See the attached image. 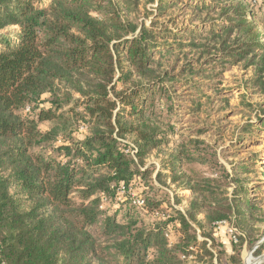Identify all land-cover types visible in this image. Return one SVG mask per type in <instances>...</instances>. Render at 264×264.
<instances>
[{
    "label": "trees",
    "instance_id": "trees-1",
    "mask_svg": "<svg viewBox=\"0 0 264 264\" xmlns=\"http://www.w3.org/2000/svg\"><path fill=\"white\" fill-rule=\"evenodd\" d=\"M254 1L159 0L146 27L123 17L139 0H0V264H243L260 241L250 230L264 220V160L228 170L175 123L180 84L196 116L208 91L227 105L231 67H254L264 92ZM177 9L204 25L158 21ZM186 48L198 54L180 65Z\"/></svg>",
    "mask_w": 264,
    "mask_h": 264
},
{
    "label": "rangeland",
    "instance_id": "rangeland-1",
    "mask_svg": "<svg viewBox=\"0 0 264 264\" xmlns=\"http://www.w3.org/2000/svg\"><path fill=\"white\" fill-rule=\"evenodd\" d=\"M243 1L247 2L252 0ZM158 2L159 0H139L138 6L134 8L136 10H133L132 12L131 10L125 11L123 17L128 18L137 25L145 24L146 27H151L155 17V11L158 7ZM253 2L255 1L253 0ZM256 2L259 3V7L264 3V0H256ZM170 17H175L176 20H178V24L182 25V28L189 27L190 25H193V27L204 25L202 20L197 21V16H195L192 11L185 12L184 10V12H180L178 9L173 10L169 16L161 18L158 21L160 23H168L171 19ZM176 28L174 26L170 27V29L173 30H176ZM261 31L264 32V27H261ZM181 42L186 45L185 47H188V38ZM190 51V48H186L183 50L182 54H180V65L185 64V62L192 59H196L194 55H197L198 53L192 54ZM185 53L187 59L184 61ZM253 79H255L254 67L246 70L243 69L242 66H235L227 69L219 88L221 90H226L224 98L228 99L229 102L225 106V103L223 102L225 100H220L218 97H214L213 94H211V91H208L206 95L211 96L212 101H210L209 98L202 97L200 99L202 110L201 112L196 113L198 114L197 116L190 113L191 110L188 109L192 106L188 99L192 98L195 92L187 90V88L181 84L177 87V102L181 104V109H183L181 110L182 114L179 118L180 121L178 120L179 122L175 123L178 132L186 137L201 138L214 146L217 150L218 158L224 165H226L228 170L231 169L228 163H235L236 161L248 158L253 153H260L262 161L264 160V127L260 126L261 123L258 122L259 116H257L258 113H262L261 117H264V92H262L258 86L254 85ZM247 104L252 106V108L247 107ZM248 122L254 124L255 127L253 130L255 132L259 131L255 134L257 138L255 141L240 144L238 142L239 135L244 133L243 126ZM203 127L204 129H207L206 134L203 136L193 134L195 131ZM128 143L131 144V141ZM236 155H238V157H236ZM163 157L162 154H152L146 160V168L151 166L155 167L156 174L161 168ZM252 179L258 183L263 181L262 178L258 177H253ZM260 196L261 197H257V199L263 201V203H260L262 204L260 205V208L264 211V192H262ZM185 207L186 204L180 206V209H184ZM250 233L252 237L260 238L261 240L264 237V220L263 223L258 224L255 228L250 230ZM220 239L230 248L229 238L225 234H220ZM254 247L255 245H245L242 248L241 258L243 264H257L256 259L261 255H258L256 252L253 256L250 255V252ZM248 256H251V263L248 262Z\"/></svg>",
    "mask_w": 264,
    "mask_h": 264
},
{
    "label": "water",
    "instance_id": "water-1",
    "mask_svg": "<svg viewBox=\"0 0 264 264\" xmlns=\"http://www.w3.org/2000/svg\"><path fill=\"white\" fill-rule=\"evenodd\" d=\"M264 244V237L255 245V247L252 249V251L250 252V255L253 256V254ZM258 261L257 264H263L264 263V254H262L261 256H259L257 259ZM247 264V263H245Z\"/></svg>",
    "mask_w": 264,
    "mask_h": 264
},
{
    "label": "built area",
    "instance_id": "built-area-1",
    "mask_svg": "<svg viewBox=\"0 0 264 264\" xmlns=\"http://www.w3.org/2000/svg\"><path fill=\"white\" fill-rule=\"evenodd\" d=\"M136 205H138L139 207H142L144 205V202L142 200H140V199H137L136 200ZM228 233L230 235H233L234 234V230L228 229Z\"/></svg>",
    "mask_w": 264,
    "mask_h": 264
},
{
    "label": "bare ground",
    "instance_id": "bare-ground-1",
    "mask_svg": "<svg viewBox=\"0 0 264 264\" xmlns=\"http://www.w3.org/2000/svg\"><path fill=\"white\" fill-rule=\"evenodd\" d=\"M250 260H251V256H248V262H250ZM253 260V259H252ZM252 262V261H251ZM250 262V263H251ZM257 263H258V261H257ZM256 264V263H255Z\"/></svg>",
    "mask_w": 264,
    "mask_h": 264
},
{
    "label": "crops",
    "instance_id": "crops-1",
    "mask_svg": "<svg viewBox=\"0 0 264 264\" xmlns=\"http://www.w3.org/2000/svg\"><path fill=\"white\" fill-rule=\"evenodd\" d=\"M160 168V167H159ZM186 194H188V192H186ZM264 264V263H263Z\"/></svg>",
    "mask_w": 264,
    "mask_h": 264
}]
</instances>
